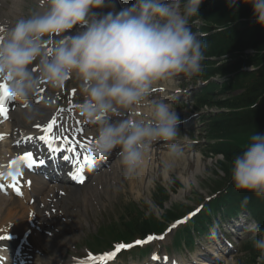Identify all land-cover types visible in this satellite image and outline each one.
I'll return each mask as SVG.
<instances>
[{
    "label": "clouds",
    "instance_id": "obj_1",
    "mask_svg": "<svg viewBox=\"0 0 264 264\" xmlns=\"http://www.w3.org/2000/svg\"><path fill=\"white\" fill-rule=\"evenodd\" d=\"M236 2L229 0V6ZM243 2L252 5L256 23L264 27V0ZM202 3L135 0L117 11L114 0H39L27 15L0 22V78L13 99L27 103L42 84L62 90L72 76L82 97L77 111L94 127L92 152L107 160L119 149L116 155L131 176L153 142L179 134L181 120L169 103L146 102L154 87L204 71L208 45L190 24ZM105 7L112 10L94 11ZM141 107L148 111L138 118ZM8 159L0 157V163ZM21 167L17 161L12 170ZM231 180L237 191L264 199V134L253 133L235 156ZM250 199L245 196L242 205ZM244 231L254 237L256 264H264V227L251 220Z\"/></svg>",
    "mask_w": 264,
    "mask_h": 264
},
{
    "label": "rangeland",
    "instance_id": "obj_2",
    "mask_svg": "<svg viewBox=\"0 0 264 264\" xmlns=\"http://www.w3.org/2000/svg\"><path fill=\"white\" fill-rule=\"evenodd\" d=\"M13 1L14 0H0V22H2L6 17L9 21H15V19L19 18L20 16L27 15L31 10L37 7V0H21L16 7ZM11 7H15L14 12H11ZM197 24H202V21L199 19ZM240 56L246 58L247 60H251L253 65L250 68H256L258 65H261L264 62V51L258 53L254 50V52L250 51L246 55ZM231 58H233V55L231 56L230 54H227L224 57L220 58V63L229 64L232 60ZM193 77L191 79H188L184 78L181 74V76L175 80V84L172 82L169 83V85L173 86L174 84V86H177V88L180 87L183 90H190L194 88L196 83H194ZM239 90L228 92L227 97L239 94ZM224 96L226 95H221V97L223 98ZM182 111V108L176 109L177 114ZM191 111L192 109L188 107L186 110L187 113L183 116H187V114ZM35 120L34 117H30V122L27 123V126H31V124L34 123ZM16 122L15 112L13 124L16 125ZM201 131V128L197 127L195 129L194 136L188 135L189 133L185 132H179L177 136H182L185 140H187L188 138H197L198 136L197 139L203 142ZM200 145L187 147L186 150L188 153L194 150L198 151L202 149V146ZM216 161L217 159L204 158L203 156V169L201 172H198V174H196L195 181L190 185L183 183L182 176L188 177L190 175L191 171L193 170L192 160L188 161L186 164L184 161H177V163L173 164V166L170 167H165L164 165L167 163H163V161H159V163H157L156 161L155 168L147 177L148 180L146 183H148V187L146 188L139 187L140 185L137 182V179H139V175L133 174V177H135L136 179L130 178L129 180L127 176L120 175V177L116 180L115 177H112L107 184H105L103 181L101 185H99L98 181H94L93 183H90L86 189H75L73 190V192H67L68 198L65 199L66 204L62 207V209L65 213V219L72 218L73 221L72 223L69 222L67 224H62V232L59 233L56 238H54V235H45L46 237H48V240L45 242L46 239H43L42 242L45 246V249L50 250H44V252H48L50 254L58 253L59 258L63 260L65 258V255L70 251L69 248L71 245L76 244L80 249H83L85 240L93 234L97 233V231L101 227L107 225L108 223L118 221L121 215L123 216V214H126V210H133V208H130L132 202L136 201L140 206L137 207V210L141 209L142 213L147 212L148 209L146 207L152 204V194H155L158 191L159 186L172 192V197L171 200L167 202V207H172V205L178 203L194 207L196 204H198L203 196H207V194L213 193L214 190L218 187V183L223 184L224 179H226V174L222 172V170L219 168L220 166L216 164ZM185 166H187V169H184ZM166 168L168 169V173L170 175L167 177L163 174ZM131 180H133L137 184V187L134 186L133 188L130 186ZM176 181L179 182V186L175 185ZM107 185L109 187H107ZM90 188L91 190L88 191V189ZM103 188L106 189L103 190ZM172 189H175V191H173ZM80 192H85L84 195L91 196V198L89 199L90 203H88L87 205L85 204L84 207H81L82 202H80L79 198ZM21 202L27 204V200L22 199ZM143 207L144 209L146 208V211L143 209ZM82 208L84 209V213L82 212ZM66 209H69V211H67ZM85 210L87 212H85ZM153 211L154 213L151 217L152 220H163L164 213L161 210H157L156 208H154ZM6 212L7 214H4L5 216L8 215V211ZM64 234L66 235L63 236ZM32 237L38 239V236L32 235ZM251 238L254 237L251 236ZM44 246H42V248H44ZM244 255L245 253H240L238 256L230 258L223 264H254L251 257H247Z\"/></svg>",
    "mask_w": 264,
    "mask_h": 264
},
{
    "label": "trees",
    "instance_id": "obj_3",
    "mask_svg": "<svg viewBox=\"0 0 264 264\" xmlns=\"http://www.w3.org/2000/svg\"><path fill=\"white\" fill-rule=\"evenodd\" d=\"M196 18H203L208 23L216 24V27H224V30L216 31L203 39L208 45L205 56L236 55V53L245 55L244 51L248 49H253L258 53L264 51V27L256 23L252 5L244 3L243 0H237L232 7L229 6V0H203L199 8V15ZM234 59L232 64L223 65L219 68L207 67L201 74L206 76L218 72L229 74L253 65L251 60H247L238 54L234 56ZM207 65H212V63H207ZM257 67L252 72H240L239 75L242 79L232 78L231 82L224 86V92L235 89H242L243 91L239 95L216 102L217 105L230 111L215 116L210 125L211 133L218 138L248 136L244 145L225 143L218 150L225 156L226 162L223 166L226 174L230 177L233 160L247 146L250 136L255 132L264 134V62ZM236 77L238 78L237 75ZM161 191V197L158 198L160 205L168 198L166 191ZM245 196H250L249 203L258 211L257 213L264 215V199L257 198L252 193L237 191L233 186L229 199L243 201ZM173 216L175 217L176 214L169 211L166 219ZM124 224L126 225L127 232L125 235L127 236L144 233L150 226L155 225L152 222L146 225V223L141 224L136 221L124 222Z\"/></svg>",
    "mask_w": 264,
    "mask_h": 264
},
{
    "label": "bare ground",
    "instance_id": "obj_4",
    "mask_svg": "<svg viewBox=\"0 0 264 264\" xmlns=\"http://www.w3.org/2000/svg\"><path fill=\"white\" fill-rule=\"evenodd\" d=\"M21 0H14L13 3L15 5H18L20 3ZM29 102V101H28ZM28 102L26 104H28ZM21 104H23L21 102ZM18 114L22 117L19 118L17 120V124L21 125L19 127H26V125H23L24 123L22 122H27L29 117H32L33 115H36V111L33 107H27L19 110ZM48 118V117H47ZM46 119V118H45ZM47 120V119H46ZM45 120H43L44 122ZM11 126L10 124L6 125V128L0 129L1 131H8L10 130ZM31 133L37 132V129H34L32 131H30ZM0 138H3V141L6 140L5 134L4 132L0 133ZM5 137V138H4ZM3 148V150L0 151V154H6V156L9 155H14L13 150L11 149V146L9 143L3 142L0 145V149ZM175 151H178V149H176ZM177 154L175 153H169L166 156V159L168 160V162L170 163L171 166H173V162L177 159ZM0 157H3V155H1ZM185 158V164L188 162V160H192L193 161V170L191 171L190 175L188 177H184L182 176V181L183 183L190 185L192 182L195 181V177L196 174H198V172H201L203 169V164H202V157L201 156H195V157H184ZM151 168L148 167L147 164L144 165V167L142 169H140L139 171L141 172V175L146 174L148 171H150ZM184 169H187V166L184 167ZM164 176H169L168 171H164ZM60 184H66L65 180H61ZM86 183H84L83 186H85ZM134 188V186H132ZM148 187V185H147ZM60 189V186H51V185H44L43 183H36L34 185L33 191L34 193H36L37 196L42 197L41 202L42 204H45L46 207L48 205V200L50 198V196L55 192L58 191ZM41 194V195H40ZM86 198V196L83 197V200ZM19 198L14 197V196H5V195H0V223L2 224L0 226V235L2 236H8L9 238L4 239V243L0 244V252H5V248L3 247L5 245V243H9L11 245H13L14 247H16L19 244V239L22 237V235L28 230L30 229V226H28L24 221L23 218L25 216H28V211H27V207L25 205L20 206L19 203ZM83 205L85 206V203H88V201H82ZM18 206L22 207L21 211L19 210V213L21 214V217L19 218L20 221H16L13 216L15 214H13V210L17 209ZM57 206V205H56ZM6 210L8 211V215L5 217L3 214H7ZM38 215L36 214L35 219L37 220ZM12 219L15 220L17 222L16 227L13 229H9L7 227L15 224L16 222H12ZM39 219V218H38ZM40 220V219H39ZM16 235H19L18 237H15ZM43 239H41L40 237H38V241L40 243V245H43L42 242ZM47 240H45L46 242ZM49 243V242H48ZM35 246L33 245L31 239L28 237V239L25 241V243L23 244V248L22 251L19 253V256L22 258L26 257V252L28 250H31V255H32V261L31 264H37V261L39 260L38 255L35 252ZM26 259V258H25ZM43 262V261H42ZM204 264H208V262H205Z\"/></svg>",
    "mask_w": 264,
    "mask_h": 264
},
{
    "label": "snow or ice",
    "instance_id": "obj_5",
    "mask_svg": "<svg viewBox=\"0 0 264 264\" xmlns=\"http://www.w3.org/2000/svg\"><path fill=\"white\" fill-rule=\"evenodd\" d=\"M73 93H75V89H73ZM12 98L9 89H8V85L7 83H0V112H3L6 106V101ZM37 103H39V99L36 101ZM55 124H56V118L53 117V119L47 123L46 125L42 126V125H36V128L38 130H41L43 132V134L39 135L38 139L40 141H46L48 142L49 145L53 144L54 142L58 141V140H65L66 143L71 144V148L70 151L76 153V163L79 165L78 169H77V179L79 183H84L85 181V177H84V166L82 164H80V153L78 152V148L80 147L79 143H77L76 141H73L70 137H62V136H58L53 134L54 133V129H55ZM27 139L31 140L33 139V137H27ZM91 142H89L90 144ZM58 150V149H56ZM88 152H92L91 147H88L87 149ZM92 155L94 156V153H92ZM68 157L66 156L65 159H67ZM83 159L87 162H90L92 159V156L89 155H84ZM17 161H28L29 164H34L36 161L33 158V153L32 152H26L23 154V156L17 157L16 160H13L11 162L10 167H12V165L16 164ZM9 175H11V172L9 173ZM194 215V213H193ZM187 219V217L185 218ZM183 221H177L176 224L182 223ZM176 224L172 225V228L176 227ZM169 231H171V228L169 229ZM9 238L8 236H0V240L3 239H7ZM165 237L164 236H154V235H148L146 239L144 240H136L134 241L135 245H141V244H145L149 241L155 240V239H161L163 240ZM133 244H117L116 245V250L113 252H108L99 256H95L92 255L90 256V261L92 262V264H95V262L97 261H103L106 262L110 259H112L115 255L116 252H119L122 249H126V248H131L133 247ZM156 257H154L155 259Z\"/></svg>",
    "mask_w": 264,
    "mask_h": 264
}]
</instances>
